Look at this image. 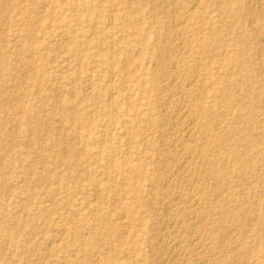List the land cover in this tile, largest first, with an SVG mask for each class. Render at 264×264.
Wrapping results in <instances>:
<instances>
[{"label": "rangeland", "instance_id": "374dc122", "mask_svg": "<svg viewBox=\"0 0 264 264\" xmlns=\"http://www.w3.org/2000/svg\"><path fill=\"white\" fill-rule=\"evenodd\" d=\"M171 1L0 0V264H157L158 241L175 245L164 264H264V1L173 0L181 21ZM244 30L249 42L242 47ZM190 104L206 118L218 116L210 130L203 119L189 124ZM245 132L252 141L242 139ZM204 145L214 163L204 160ZM54 235L60 240L51 243Z\"/></svg>", "mask_w": 264, "mask_h": 264}, {"label": "bare ground", "instance_id": "6f19581e", "mask_svg": "<svg viewBox=\"0 0 264 264\" xmlns=\"http://www.w3.org/2000/svg\"><path fill=\"white\" fill-rule=\"evenodd\" d=\"M8 1H9V0H8ZM67 1H68V0H67ZM83 1H84V0H83ZM86 1H87V0H86ZM167 1H169V0H167ZM192 1H193V0H192ZM198 1H199V0H198ZM223 1H224V0H223ZM247 1H248V0H247ZM255 1H256V0H255ZM258 1H259V0H258ZM263 1H264V0H263ZM35 2H36V1H35ZM61 2H62V1H61ZM108 2H109V1H108ZM161 2H162V1H161ZM176 2H177V1H176ZM178 2H179V0H178ZM178 2H177V3H178ZM180 2L182 3V1H180ZM180 2H179V3H180ZM183 2H186V1L183 0ZM259 2H260V1H259ZM259 2H257V3H259ZM0 3H1V2H0ZM11 3H12V2H11ZM65 3H66V2H65ZM73 3H75V1H74ZM83 3H85V2H83ZM109 3H110V2H109ZM167 3H168V2H166V4H167ZM169 3H170V7L172 8V10H171L172 14H176L177 19H179V20L181 21V19H182V14H181L179 11H177V10L174 11V10H175V8H174V4H175L174 1L172 0V1L169 2ZM190 3H191V1H190ZM192 3H193V2H192ZM228 3H229V2H228ZM241 3H242V2H241ZM247 3H248V2H247ZM249 3H250V1H249ZM36 4H37V3H36ZM69 4H70V3H69ZM90 4H91V3H90ZM151 4H152V3H151ZM193 4H194V3H193ZM253 4H254V3H253ZM65 5H66V4H65ZM73 5H74V4H73ZM110 5H111V4H110ZM135 5H136V4H135ZM156 5H157V4H156ZM167 5H168V4H167ZM196 5H197V4H196ZM234 5H235V4H234ZM255 5H256V4H255ZM262 5H263V3H262ZM0 6H3V5L0 4ZM62 6H63V5H62ZM74 6H75V5H74ZM82 6H83V5H82ZM129 6H130V4H129ZM137 6H138V5H137ZM160 6H161V4H160ZM168 6H169V5H168ZM176 6H177V5H176ZM180 6H181V5H180ZM183 6H184V5H182V7H183ZM246 6H247V5H246ZM248 6H249V5H248ZM257 6H259V5L257 4ZM5 7H7V6H5ZM110 7H111V6H110ZM139 7H140V6H139ZM162 7H163V6H162ZM182 7H181V8H182ZM189 7H190V6H189ZM194 7H195V6H193V8H194ZM251 7H252V4H251ZM255 7H256V6H255ZM259 7H260V6H259ZM8 8H9V7H8ZM171 8H169V9H171ZM176 8H177V7H176ZM181 8H180V9H181ZM193 8H192V9H193ZM260 8H262V10H263L264 5H263V7L261 6ZM0 9H1V8H0ZM48 9H49V8H48ZM85 9H86V8H85ZM98 9H99V7H98ZM131 9H132V8H131ZM177 9H178V8H177ZM185 9H186V8H185ZM203 9H204V8H203ZM243 9H244L243 4L240 5V6L238 7L237 14H239V16H240V14H241L240 12H242ZM250 9H251V8H250ZM252 9H253V8H252ZM255 9H256V8H254V10H255ZM2 10H5V8H4V9L2 8ZM2 10H1V11H2ZM10 10H11V9H10ZM45 10H46V9H45ZM80 10H81V9H80ZM96 10H97V7H96ZM110 10H111V9H109V11H110ZM136 10H137V9H136ZM160 10H161V9H160ZM256 10H257V9H256ZM256 10H255V12H257L259 9H258L257 11H256ZM55 11H56V10H55ZM74 11H75V10H74ZM97 11H98V10H97ZM158 11H159V10H158ZM186 11H187V10H186ZM188 11H189V10H188ZM247 11H248V8H247ZM251 11H252V10H251ZM260 11H261V10H260ZM42 12H43V9H42ZM44 12H45V11H44ZM83 12H84V11H83ZM178 12H179V13H178ZM255 12H251V13H255ZM75 13H76V11H75ZM162 13H163V12H162ZM184 13L187 14L186 12H184ZM228 13H229V12H228ZM230 13H231V11H230ZM257 13H258V12H257ZM263 13H264V12H263ZM263 13H260V14L263 16ZM6 14H7V13H6ZM60 14H61V13H60ZM110 14H111V13H110ZM188 14H189V13H188ZM258 14H259V13H258ZM111 15H112V14H111ZM134 15H135V14H134ZM254 15H255V14H254ZM64 16H66V15H64ZM71 16H72V15H70V17H71ZM73 16H74V15H73ZM189 16H191V13H190ZM230 16H231V15H230ZM255 16H256V15H255ZM257 16H258V15H257ZM66 17H67V16H66ZM77 17H78V15H77ZM132 17H133V16H132ZM174 17H175V16H174ZM259 17H260V16H259ZM71 18H72V17H71ZM89 18H90V17H89ZM184 18H185V17H184ZM187 18H188V17H187ZM187 18H186V19H187ZM189 18H190V17H189ZM234 18H235V17H234ZM243 18H244V17H243ZM253 18H254V17H253ZM253 18H252V19H253ZM256 18H257V17H256ZM262 18H263V17H262ZM262 18H261V20H263ZM74 19H76V18H74ZM151 19H152V18H151ZM237 19H238V18H237ZM252 19H250V20L255 22V19H253V20H252ZM53 20H54V19H53ZM110 20H111V19H110ZM179 20H178V21H179ZM184 20H185V19H184ZM195 20H196V19H195ZM112 21H113V19H112ZM112 21H110V22H112ZM121 21H122V19H121ZM132 21H133V20H132ZM171 21H173V20H171ZM174 21H175V20H174ZM176 21H177V20H176ZM251 21H250V23H251ZM31 22H32V20H31ZM184 22H185V21H184ZM241 22H242V21H241ZM254 22H252V23H254ZM262 22H263V21H262ZM182 23H183V22H182ZM186 23H187V22H186ZM188 23H189V22H188ZM255 23H256V22H255ZM107 24H108V23H107ZM109 24H110V23H109ZM120 24H121V23H120ZM138 24H139V23H138ZM180 24H181V22H180ZM183 24L185 25V23H183ZM241 24H242V23H241ZM42 25H43V24H42ZM181 25H182V24H181ZM228 25H229V24H228ZM146 26H147V25H146ZM172 26L174 27V25H172ZM178 26H180V25H178ZM187 26H188V25H187ZM248 26H249V25H248ZM74 27H75V26H74ZM190 27H192V26H190ZM230 27H231V26H230ZM188 28H189V27H188ZM224 28H225V27H224ZM242 28H243V27H242ZM260 28H261V27H260ZM143 29H144V28H143ZM171 29H172V28H171ZM183 29H185V28H183ZM191 29H192V28H191ZM251 29H252V28H251ZM86 30H87V29H86ZM100 30H101V29H100ZM174 30H175V29H174ZM96 31H97V30H96ZM107 31H108V30H107ZM172 31H173V29H172ZM251 31H252V30H251ZM254 31H255V30H254ZM256 31H258V30H256ZM263 31H264V30H263ZM92 32H93V31H92ZM108 32L110 33V31H108ZM143 32H144V31H143ZM174 32H175V31H174ZM174 32H173V33H174ZM184 32H186V31L184 30ZM189 32H190V31H189ZM260 32H261V31H260ZM35 33H36V32H35ZM103 33H104V32H103ZM111 33H112V32H111ZM141 33H142V32H141ZM166 33H167V32H166ZM173 33H172V34H173ZM180 33H181V31H180ZM182 33H183V32H182ZM217 33H218V32H217ZM29 34H30V33H29ZM50 34H51V33H50ZM55 34H56V33H55ZM175 34H176V32H175ZM220 34H221V33H220ZM258 34H259V33H258ZM92 35H93V34H92ZM96 35H97V34H96ZM162 35H163V34H162ZM177 35H178V34H177ZM181 35H182V34H181ZM62 36H63V35H62ZM65 36H66V35H65ZM81 36H82V35H81ZM100 36H102V35H100ZM110 36H111V35H110ZM124 36H125V35H124ZM165 36H166V35H165ZM179 36H180V35H179ZM182 36H183V35H182ZM182 36H180V37H182ZM187 36H188V35H187ZM251 36H252V35H251ZM63 37H64V36H63ZM97 37H98V36H97ZM175 37H176V36H175ZM184 37H185V36H184ZM260 37H262V35H261ZM263 37H264V36H263ZM65 38H66V37H65ZM110 38H111V37H110ZM167 38H168V37H167ZM215 38H216V40H217L218 42L221 40V38H220V37L218 38V36H216ZM239 38H240V43H241L242 47H245V46L247 45V43L249 42V35H248L247 30L242 31V33L240 34V37H239ZM77 39H78V38H77ZM100 39H102V38H100ZM111 39H112V38H111ZM162 39H163V38H162ZM169 39H170V38H169ZM169 39H168V40H169ZM176 39H177V37H176ZM179 39H180V38H179ZM186 39H187V38H186ZM228 39H229V38H228ZM80 40H81V38H80ZM168 40L165 39V41H168ZM171 40H173V39H172V36H171ZM181 40H182V39H181ZM254 40H255V39H254ZM122 41H123V40H122ZM127 41H128V40H127ZM165 41H163V42L165 43ZM169 41H170V40H169ZM177 41H178V39H177ZM184 41H185V38H184ZM225 41H226V39H225ZM74 42H77V41L74 40ZM106 42H107V41H106ZM175 42H176V40H175ZM181 42H182V41H181ZM181 42H180V44H181ZM260 42H261V41H260ZM77 43H78V42H77ZM131 43H132V42H131ZM182 43H184V42H182ZM230 43H231V42H230ZM80 44H81V43H80ZM132 44H133V43H132ZM171 44H172V43H171ZM223 44H224V43H223ZM233 44H234V43H233ZM41 45H42V44H41ZM69 45H71V44H69ZM73 45H74V44H73ZM83 45H84V44H83ZM173 45H174V42H173ZM185 45H186V44H185ZM127 46H129V45H127ZM133 46H134V44H133ZM167 46H168V45H167ZM110 47H111V45H110ZM180 47H181V46H180ZM180 47H179V49H180ZM76 48H77V47H76ZM123 48H124V47H123ZM252 48H253V47H252ZM261 48H262V47H261ZM261 48H260V49H261ZM71 49H73V48H71ZM171 49H172V48H171ZM173 49H174V48H173ZM181 49H182V48H181ZM183 49H184V47H183ZM183 49H182V50H183ZM78 50H79V49H78ZM123 50H124V49H123ZM187 50H188V47H187ZM75 51H76V50H75ZM84 51H85V50H84ZM183 51H184V50H183ZM189 51H190V50H189ZM253 52H254V51H253ZM255 52H256V51H255ZM259 52H260V51H259ZM22 53H23V52H22ZM84 53H85V52H84ZM97 53H98V52H97ZM107 53H108V52H107ZM154 53H155V52H154ZM241 53H242V51H240V54H241ZM246 53H247V52H246ZM74 54H75V53H74ZM102 54H103V53H102ZM157 54H158V53H157ZM201 54H202V53H201ZM258 54H259V53H258ZM2 55H3V54H2ZM20 55H22V54H20ZM137 55H138V54H137ZM172 55H173V54H172ZM181 55H182V54H181ZM187 55H188V54H187ZM252 55H253V54H252ZM7 56H8V55H7ZM157 56H158V55H157ZM169 56H171V55H169ZM178 56H179V55H178ZM123 57H124V56H123ZM159 57H160V56H159ZM171 57H172V56H171ZM185 57H186V56H185ZM198 57H199V56H198ZM258 57H259V56H258ZM261 57H262V56H261ZM261 57H260V58H261ZM74 58H75V57H74ZM154 58H155V57H154ZM156 58H157V57H156ZM172 58H173V57H172ZM256 58H257V57H256ZM18 59H19V58H18ZM95 59H96V58H95ZM105 59H106V58H105ZM110 59H111V57H110ZM180 59H181V57H180ZM244 59H245V58H244ZM20 60H21V59H20ZM25 60H26V59H25ZM157 60H158V59H157ZM256 60H257V59H256ZM104 61H105V60H104ZM113 61H114V60H113ZM188 61H189V60H188ZM197 61H198V59H197ZM200 61H201V60H200ZM25 62H26V61H25ZM29 62H30V61H29ZM89 62H90V61H89ZM153 62H154V61H153ZM174 62H175V61H174ZM180 62H181V61H180ZM186 62H187V61H186ZM27 63H28V62H27ZM82 63H83V62H82ZM177 63H179V61H178ZM247 63H248V62H247ZM6 64H7V63H6ZM120 64H121V63H120ZM127 64H128V63H127ZM166 64H168V63H166ZM260 64H261V63H260ZM154 65H155V64H154ZM170 65H171V64H170ZM170 65H169V66H170ZM172 65H173V64H172ZM176 65H177V64H176ZM178 65H179V64H178ZM200 65H201V64H200ZM245 65H246V64H245ZM3 66H4V65H3ZM173 66H174V65H173ZM198 66H199V65H198ZM103 67H104V66H103ZM116 67H117V66H116ZM137 67H138V66H137ZM174 67H175V66H174ZM154 68H155V67H154ZM166 68H167V66H166ZM199 68H200V67H199ZM232 68H233V67H232ZM263 68H264V67H263ZM194 69H195V68H194ZM234 69H235V68H234ZM110 70H111V69H110ZM179 70H180V68H179ZM179 70H177V71H179ZM184 70H185V69H184ZM184 70H183V71H184ZM183 71H182V73H183ZM197 71H198V70H197ZM164 72H165V71H164ZM172 72H173V71H172ZM172 72H171V73H172ZM195 72H196V71H195ZM12 73H13V72H12ZM30 73H31V72H30ZM185 73H186V72H185ZM19 74H20V73H19ZM19 74H18V75H19ZM27 74H28V73H27ZM67 74H68V73H67ZM110 74H111V73H110ZM176 74H177V73H176ZM180 74H181V73H180ZM197 74H198V72H197ZM197 74H196V75H197ZM227 74H228V73H227ZM246 74H247V73H246ZM25 75H26V72H25ZM48 75H49V74H48ZM196 75L194 74L193 76H196ZM39 76H40V75H39ZM66 76H67V75H66ZM146 76H147V75H146ZM186 76H187V75H186ZM190 76H191V75H190ZM193 76H192V78H193ZM203 76H204V75H203ZM229 76H230V74H229ZM43 77H44V76H43ZM68 77H69V76H68ZM70 77H72V76H70ZM135 77H136V76H135ZM165 77H167V76H165ZM171 77H172V76H171ZM225 77H226V76H225ZM236 77H237V76H236ZM73 78H74V77H73ZM189 78H190V77H189ZM192 78H191V79H192ZM110 79H111V78H110ZM167 79H168V78H167ZM167 79H166V80H167ZM201 79H202V78H201ZM239 79H240V78H239ZM26 80H27V79H26ZM69 80H70V79H69ZM171 80H172V79H171ZM171 80H170V82H171ZM189 80H190V79H189ZM226 80H227V79H226ZM70 81H71V80H70ZM89 81H90V80H89ZM193 81H195V80H192V82H193ZM60 82H61V81H60ZM123 82H124V81H123ZM239 82H240V81H239ZM46 83H47V82H46ZM57 83H59V82H57ZM72 83H73V82H72ZM88 83H89V82H88ZM173 83H174V82H173ZM173 83L171 84L172 86H173ZM183 83H184V82H183ZM186 83H187V82H186ZM189 83H190V85H191V82H189ZM198 83H199V82H198ZM250 83H251V82H250ZM90 84H91V83H90ZM92 84H93V83H92ZM174 84H175V83H174ZM184 84H185V83H184ZM194 84H195V83H194ZM166 85H168V83H167ZM177 85H178V84H177ZM177 85H176V86H177ZM190 85H189V86H190ZM192 85H193V84H192ZM192 85H191L190 89L192 88ZM218 85H219V84H218ZM230 85H231V83H230ZM239 85H240V84H239ZM60 86H61V85H60ZM85 86H86V85H85ZM88 86H89V85H88ZM124 86H125V85H124ZM163 86H164V85H163ZM169 86H170V85H169ZM179 86H180V85H179ZM179 86H177V87H179ZM182 86H183V85H182ZM198 86H199V85H198ZM201 86H202V84H201ZM46 87H47V86H46ZM89 87H90V86H89ZM112 87H113V86H112ZM112 87H111V88H112ZM115 87H116V86H115ZM166 87H167V86H166ZM173 87H174V86H173ZM173 87H172V88H173ZM177 87H176V89H177ZM185 87H188V85L185 86ZM202 87H203V86H202ZM207 87H209V86H207ZM127 88H128V87H127ZM181 88H182V87H181ZM225 88H226V85H225ZM230 88H231V87H230ZM249 88H250V87H249ZM249 88H248V90H249ZM253 88H254V87H253ZM118 89H119V88H118ZM161 89H162V88H161ZM165 89H166V88H165ZM169 89H170V87H169ZM185 89H187V88H184V91H186ZM193 89H194V87H193ZM198 89H199V88H197V85H196V89H195V91H198ZM55 90H56V89H55ZM70 90H72V89H70ZM167 90H168V89H167ZM207 90H208V89H207ZM238 90H239V89H238ZM251 90H252V89H251ZM50 91H51V90H50ZM112 91H113V90H112ZM131 91H132V90H131ZM170 91H171V90H170ZM170 91H169V92H170ZM178 91H179V90H178ZM184 91H182V92H184ZM199 91H200V89H199ZM199 91H198V92H199ZM110 92H111V91H110ZM123 92H124V91H123ZM190 92H191V90H190ZM192 92H193V91H192ZM192 92H191V93H192ZM228 92H229V90H228ZM233 92H234V91H233ZM251 92H252V91H251ZM71 93H72V92H71ZM108 93H109V92H108ZM112 93H113V92H112ZM171 93H172V92H171ZM171 93H170V94H171ZM179 93H180V92H179ZM184 93H185V92H184ZM184 93H183V94H184ZM186 93H188V92H186ZM201 93H202V88H201ZM201 93H200V94H201ZM225 93H226V92H225ZM93 94H94V92H93ZM113 94H114V93H113ZM118 94H119V92H118ZM173 94H174V93H173ZM183 94H182V95H183ZM235 94H236V93H235ZM239 94H240V93H239ZM256 94H257V93H256ZM20 95H22V94H20ZM54 95H57V94H54ZM73 95H74V94H73ZM96 95H97V94H96ZM119 95H120V94H119ZM197 95H198V94H197ZM201 95H202V94H201ZM209 95H210V94H209ZM241 95H242V94H241ZM120 96H121V95H120ZM173 96H174V95H173ZM187 96H188V94H187ZM193 96H194V94H193ZM202 96H203V95H202ZM238 96H239V95H238ZM68 97H69V95H68ZM72 97H73V96H72ZM128 97H129V96H128ZM191 97H192V96H191ZM199 97H200V96H199ZM204 97H205V96H204ZM239 97H240V96H239ZM241 97H242V96H241ZM243 97H244V96H243ZM50 98H51V97H50ZM53 98H54V97H53ZM73 98H74V97H73ZM179 98H180V97H179ZM184 98H186V97H184ZM192 98H193V97H192ZM192 98H191V99H192ZM201 98H202V97H201ZM56 99H57V97H56ZM109 99H110V97H109ZM170 99H171V98H170ZM182 99H183V98H182ZM187 99H188V97H187ZM189 99H190V95H189ZM194 99H195V98H194ZM246 99H247V98H246ZM249 99H250V98H249ZM49 100H50V99H49ZM163 100H164V99H163ZM166 100H167V99H166ZM192 100H193V99H192ZM201 100H202V99H201ZM220 100H221V99H220ZM253 100H254V99H253ZM258 100H259V99H258ZM56 101H57V100H56ZM74 101H75V100H74ZM167 101H168V100H167ZM182 101H183V100H182ZM187 101H188V100H187ZM196 101L198 102V97H197V100H196ZM196 101H195V102H196ZM199 101H200V98H199ZM23 102H24V101H23ZM85 102H87V101H85ZM108 102H109V101H108ZM111 102H112V101H111ZM163 102H165V101H163ZM185 102H186V101H185ZM189 102H190V101H189ZM87 103H88V102H87ZM169 103H170V102H169ZM169 103H168V104H169ZM191 103H192V102H191ZM199 103H200V102H199ZM213 103H214V102H213ZM233 103H234V102H233ZM43 104H44V103H43ZM123 104H124V103H123ZM164 104H165V103H164ZM172 104H173V103H172ZM176 104H177V103H176ZM182 104H183V103H182ZM193 104H194V102H193ZM193 104H192V105L190 104V106L193 107L192 112H193V115H194V116H193V118H192L191 120H189V124H190V125H191V124L195 125V123H196V124L199 123V122L197 121L198 118H199V120H200V119H201V120L203 119V120H204V126H203V127L205 128L206 131H207V130H210L211 127H213L214 123H216V120H217V117H218V116H215L214 118H211V117L209 116V118H211V119L206 118V117L204 116V115H205V114H204V111H203L204 108L202 109V107L199 106V104L197 105V107H194L195 105L193 106ZM195 104H196V103H195ZM99 105H100V104H99ZM158 105H159V104H158ZM201 105H202V104H201ZM244 105H245V104H244ZM247 105H248V104H247ZM253 105H254V104H253ZM112 106H113V105H112ZM112 106H111V107H112ZM173 106H174V105H173ZM182 106H183V105H182ZM219 106H220V105H219ZM54 107H55V106H54ZM126 107H127V106H126ZM161 107H162V106H161ZM167 107H168V105H167ZM188 107H189V106H188ZM215 107H216V106H215ZM258 107H259V106H258ZM260 107H261V106H260ZM49 108H50V107H49ZM49 108H48V109H49ZM168 108H169V107H168ZM228 108H229V106H228ZM165 109H166V108H165ZM165 109H164L163 111H165ZM175 109H176V108H175ZM177 109H178V108H177ZM210 109H211V108H210ZM256 109H257V108H256ZM84 110H85V109H84ZM178 110H179V109H178ZM178 110H177V111H178ZM180 110H181V109H180ZM186 110H187V109H186ZM190 110H191V109H190ZM221 110H222V109H221ZM257 110H258V109H257ZM86 111H87V110H86ZM88 111H89V110H88ZM253 111H254V110H253ZM262 111H263V110H262ZM44 112H45V111H44ZM84 112H85V111H84ZM111 112H112V111H111ZM155 112H156V111H155ZM211 112H212V111H211ZM255 112H256V111H255ZM121 113H122V112H121ZM152 113H153V112H152ZM177 113H178V112H177ZM181 113H182V112H181ZM189 113H190V112H189ZM226 113H227V112H226ZM242 113H243V112H242ZM248 113H250V112H248ZM248 113H247V114H248ZM253 113H254V112H253ZM253 113H252V114H253ZM72 114H73V113H72ZM112 114H113V113H112ZM221 114H222V112H221ZM230 114H232V113H230ZM259 114H260V113H259ZM47 115H48V114H47ZM133 115H134V113H133ZM139 115H140V114H139ZM165 115H166V114H165ZM172 115H173V114H172ZM174 115H176V114H174ZM174 115H173L172 118L175 117ZM178 115H179V114H178ZM190 115H191V114H190ZM75 116H76V115H75ZM111 116H112V115H111ZM143 116H144V115H143ZM167 116H168V115H167ZM167 116H164V117H167ZM176 116H177V115H176ZM229 116H230V115H229ZM125 117H126V116H125ZM155 117H156V116H155ZM162 117H163V116H162ZM169 117H170V115H169ZM40 118H42V117H40ZM49 118H50V117H49ZM68 118H69V117H68ZM74 118H75V117H74ZM127 118H128V117H127ZM225 118H226V116H225ZM254 118H255V117H254ZM37 119H38V118H37ZM164 119H165V118H164ZM168 119H169V118H168ZM186 119H188V117H187ZM97 120H98V119H97ZM111 120H112V119H111ZM154 120H155V119H154ZM169 120H170V119H169ZM174 120H175V119H174ZM149 121H150V120H149ZM183 121H184V120H183ZM196 121H197V122H196ZM221 121H222V120H221ZM236 121H237V120H236ZM248 121H249V120H248ZM253 121H254V120H253ZM256 121H257V120H256ZM160 122H161V121H160ZM172 122H173V121H172ZM187 122H188V121H187ZM260 122H261V121H260ZM96 123H97V122H96ZM167 123H168V121H167ZM256 123H257V122H256ZM263 123H264V122H263ZM33 124H34V123H33ZM59 124H60V123H59ZM168 124H170V123H168ZM171 124H172V123H171ZM175 124H176V122H175ZM187 124H188V123H187ZM53 125H54V124H53ZM91 125H92V124H91ZM163 125H166V124H162V126H163ZM217 125H218V124H217ZM236 125H237V124H236ZM260 125H261V123H260ZM13 126H14V125H13ZM167 126H168V125H167ZM167 126H166V127H167ZM196 126H197V125H196ZM196 126H194V127L196 128ZM226 126H227V125H226ZM232 126H233V125H232ZM244 126H245V124H244ZM46 127H47V126H46ZM67 127H68V126H67ZM110 127H111V126H110ZM174 127H175V126H174ZM190 127H191V126H190ZM197 127H198V126H197ZM200 127H201V126H200ZM203 127H201V128H203ZM216 127H217V126H216ZM44 128H45V127H44ZM93 128H94V127H93ZM168 128H169V127H168ZM171 128H172V127H171ZM185 128H186V126H185ZM201 128H200V130H201ZM222 128H223V127H222ZM249 128H251V127H249ZM249 128H248V129H249ZM177 129H178V128H177ZM188 129H189V128H188ZM175 130H176V129H175ZM178 130H179V129H178ZM190 130H191V129H190ZM190 130H189V131H190ZM195 130H197V129H195ZM233 130H234V129H233ZM246 130H247V129H246ZM260 130L262 131V128H261ZM16 131H17V130H16ZM60 131H61V130H60ZM86 131H87V129H86ZM176 131H177V130H176ZM226 131H227V130H226ZM234 131H235V130H234ZM244 131H245V130H244ZM64 132H65V131H64ZM64 132H63V133H64ZM79 132H80V131H79ZM166 132H168V131H166ZM169 132H170V131H169ZM192 132H193V131H192ZM197 132H199V130H198ZM218 132H219V131H218ZM57 133H58V132H57ZM73 133H74V131H73ZM162 133H163V132H162ZM173 133H174V132H173ZM184 133H185V132H184ZM188 133H189V132H188ZM254 133H256V132L254 131ZM13 134H14V133H13ZM39 134L41 135V133H39ZM66 134H67V133H66ZM175 134H177V133H175ZM191 134H192V133H191ZM197 134H199V133H197ZM200 134H201V133H200ZM206 134H208V133L206 132ZM104 135H105V134H104ZM165 135H166V134H165ZM187 135H188V134H187ZM201 135H202V134H201ZM8 136H9V135H8ZM143 136H144V135H143ZM166 136H167V135H166ZM171 136H172V134H171ZM189 136H190V135H189ZM189 136H188V137H189ZM193 136H194V135H193ZM199 136H200V135H199ZM209 136H210V135H209ZM3 137H4V136H3ZM6 137H7V136H6ZM45 137H46V136H45ZM73 137H74V136H73ZM110 137H111V136H110ZM136 137H137V136H136ZM172 137H173V136H172ZM178 137H179V136H178ZM181 137H182V136H181ZM191 137H192V136H191ZM194 137H195V136H194ZM204 137H205V136H204ZM217 137H218V139L223 140V135H220V134H219L218 136H216V138H217ZM261 137H262V136H261ZM7 138H8V137H7ZM78 138H79V137H77L76 139L78 140ZM80 138H81V137H80ZM163 138H164V137H163ZM174 138H175V137H174ZM174 138H173V140H174ZM184 138H185V137H184ZM202 138H203V137H202ZM202 138H201V141H202ZM253 138H254V137H253ZM258 138H259V137H258ZM145 139H146V136H145ZM190 139H191V138H190ZM196 139H197V138H196ZM203 139H204V138H203ZM214 139H215V138H214ZM214 139H213V140H214ZM233 139H234V138H233ZM242 139H243V140H246V141L251 140V135H250V133H249V132H245V133L242 135ZM114 140H115V139H114ZM117 140H118V139H117ZM167 140H168V139H167ZM176 140H177V139H176ZM178 140H179V138H178ZM178 140H177V141H178ZM186 140H187V137H186ZM194 140H195V139H193V141H192V139H191V141L188 140L189 142H191V146H192V142H195V143L197 144V142L194 141ZM199 140H200V139H199ZM220 140H219V141H220ZM41 141H42V140H41ZM67 141H68V140H67ZM110 141H111V140H110ZM150 141H151V140H150ZM164 141H165V139L163 140V142H164ZM169 141H170V140H169ZM174 141H175V140H174ZM179 141H180V140H179ZM182 141H183V140H182ZM204 141H206V140H204ZM228 141H230V140H228ZM251 141H252V140H251ZM261 141H262V140H261ZM96 142H97V140H96ZM166 142H167V141H166ZM183 142H184V141H183ZM186 142H187V141H185V143H186ZM211 142H212V140H211ZM226 142H227V141H226ZM236 142H237V141H236ZM254 142H255V141H254ZM69 143H70V142H69ZM172 143H173V141H172ZM195 143H193V144H195ZM221 143H222V142H221ZM246 143H247V142H246ZM55 144H56V143H55ZM110 144H111V143H110ZM162 144H163V143H162ZM164 144H165V143H164ZM173 144H174V143H173ZM182 144H184V143H182ZM187 144L189 145V143H187ZM212 144H213V142H212ZM44 145H45V144H44ZM69 145H70V144H69ZM93 145H94V144H93ZM176 145H179V144H175V146H176ZM197 145H198V144H197ZM225 145H226V144H225ZM95 146H96V145H95ZM171 146H173V145H171ZM181 146H182V145H181ZM184 146H185V145H184ZM38 147H39V146H38ZM167 147H168V146H167ZM179 147H180V146H179ZM182 147H183V146H182ZM212 147H214V146H212ZM216 147H217V146H216ZM222 147H223V146H222ZM228 147H229V146H228ZM235 147H236V146H235ZM241 147H243V146H240V148H241ZM33 148H34V147H33ZM70 148H71V147H70ZM164 148H166V147H164ZM168 148H169V147H168ZM177 148H178V146H177ZM189 148H190V146H189ZM192 148H193V147H192ZM237 148H238V147H237ZM8 149H9V148H8ZM110 149H111V148H110ZM151 149H152V148H151ZM169 149H170V148H169ZM169 149H167V150H169ZM171 149H172V148H171ZM179 149H180V148H179ZM232 149H233V148H232ZM251 149H252V148H251ZM5 150H6V149H5ZM41 150H42V149H41ZM108 150H109V149H108ZM164 150H165V149H164ZM181 150H182V148H181ZM184 150H186V149L184 148ZM184 150H183V152L185 153L186 151H184ZM191 150H192V149H191ZM193 150H194V149H193ZM199 150H200V148H199ZM0 151H1V150H0ZM75 151H76V150H75ZM80 151H81V150H80ZM169 151H171V150H169ZM174 151H175V150H174ZM174 151H172V152L174 153ZM176 151H177V150H176ZM209 151H210V150H209ZM209 151H208V146H207V145H204V148H203V158H204V160H205V159L207 160L206 162H208V164L212 161V156H213L212 154H210ZM213 151H214V150H213ZM250 151H251V150H250ZM37 152H38V151H37ZM140 152H141V151H140ZM166 152H167V151H166ZM181 152H182V151H181ZM187 152H188V151H187ZM187 152H186V153H187ZM200 152H201V151H200ZM214 152H215V151H214ZM40 153H41V152H40ZM164 153H165V152H164ZM231 153H232V155L234 156V158H236V160H243V158H244L243 155L241 156V155L237 154L234 150H232ZM249 153H250V152H249ZM109 154H110V153H109ZM181 154H182V153H181ZM199 154H201V153H199ZM213 154H214V153H213ZM221 154H222V153H221ZM255 154H256V153H255ZM259 154H260V153H259ZM259 154H258V155H259ZM34 155H35V154H34ZM37 155H38V154H37ZM166 155H167V153H166ZM172 155H173V154H172ZM175 155H176V154L174 153V156H173V157H175ZM179 155H180V154H179ZM182 155H183V154H182ZM189 155H190V152H189ZM191 155H192V154H191ZM191 155H190V156H191ZM196 155H197V154H196ZM211 155H212V156H211ZM23 156H24V155H23ZM30 156H32V155H30ZM54 156H55V155H54ZM129 156H130V155H129ZM184 156H186V155H184ZM184 156H182V157H184ZM187 156H188V155H187ZM220 156H221V155H220ZM233 156H232V157H233ZM21 157H22V156H21ZM38 157H39V156H38ZM41 157H43V156H41ZM110 157H111V156H110ZM165 157H166V156H165ZM180 157H181V155H180ZM197 157L200 158L199 155H198ZM29 158H30V157H29ZM77 158H78V157H77ZM125 158H126V157H125ZM170 158H171V157H170ZM177 158H179L178 154H177ZM203 158H202V159H203ZM224 158H225V156H224ZM31 159H32V158H31ZM31 159H30V160H31ZM38 159H39V158H38ZM175 159H176V157H175ZM175 159H173L172 161L169 159V162L171 161V164H172V162L175 161ZM48 160H49V158H48ZM166 160H167V159H166ZM184 160H185V158H184ZM213 160H214V159H213ZM216 160H217V159H216ZM227 160H228V159H227ZM257 160H258V158H257ZM260 160H261V158H260ZM17 161H18V160H17ZM55 161H56V160H55ZM177 161L179 162L180 160H177ZM2 162H3V161H2ZM27 162H28V161H27ZM165 162H166V161H165ZM165 162H164V164H165ZM175 162H176V161H175ZM175 162H174V163H175ZM182 162H183V160H182ZM186 162H187V161H186ZM186 162H185L184 165H187ZM198 162H199V160H198ZM201 162H202V160H201ZM212 162H213V161H212ZM253 162H254V161H253ZM78 163H80V162H78ZM213 163H214V162H213ZM213 163H212V164H213ZM90 164H91V162H90ZM162 164H163V163H162ZM164 164H163V165H164ZM166 164H167V163H166ZM166 164H165V166H166ZM175 164H176V163H175ZM177 164H178V163H177ZM177 164H176V165H177ZM179 164H180V163H179ZM182 164H183V163H182ZM192 164H193V160H192ZM198 164H199V163H198ZM206 164H207V163H206ZM216 164H217V163H216ZM224 164H225V163H224ZM239 164H240V163H239ZM239 164H238V165H239ZM249 164H250V163H249ZM252 164H253V163H252ZM25 165H26V164H25ZM194 165H195V162H194ZM202 165H203V164H202ZM202 165H201V166H202ZM221 165H222V164H221ZM174 166H175V165L172 164V166H169V168H170V167L174 168ZM179 166H180V165H179ZM182 166H183V165H182ZM182 166H181V168H182ZM188 166H189V164H188ZM50 167H51V166H50ZM142 167H143V166H142ZM176 167H177V166H176ZM185 167H186V166H185ZM196 167H197V166H196ZM203 167H204V165H203ZM208 167H209V165H208ZM210 167H211V166H210ZM233 167H234V166H233ZM166 168H167V166H166ZM172 168H171V169H172ZM190 168H191V167H190ZM194 168H195V166H194L192 169H194ZM205 168H206V167H205ZM205 168H204V169H205ZM214 168H215V167H214ZM253 168H255V167H253ZM111 169H112V166H111ZM171 169H170V170H171ZM177 169H178V167H177ZM177 169H176V171L179 170V169H178V170H177ZM229 169H230V168H229ZM241 169H242V168H241ZM256 169H257V168H256ZM25 170H26V169H25ZM28 170H29V169H28ZM142 170H143V169H142ZM165 170H166V169H165ZM180 170H181V169H180ZM182 170H183V168H182ZM184 170H185V169H184ZM205 170H207V169H205ZM257 170H258V169H257ZM50 171H51V170H50ZM174 171H175V170H173V172H174ZM186 171H187V170H186ZM196 171H197V170H196ZM203 171H204V170H203ZM208 171H209V170H208ZM211 171H213V170H211ZM70 172H71V171H70ZM140 172H141V171H140ZM171 172H172V171H171ZM173 172H172V173H173ZM194 172H195V171H194ZM206 172H207V171H206ZM206 172H205V174H206ZM226 172H227V171H226ZM259 172H260V171H259ZM259 172H257V173H259ZM167 173H168V171H167ZM181 173H182V172H181ZM183 173H184V171H183ZM197 173H198V172H197ZM221 173H222L221 170L213 171V175H215V176H216V175H220ZM250 173H251V172H250ZM42 174H44V173H42ZM165 174H166V172H165ZM186 174H187V173H186ZM186 174H185V175H186ZM207 174L209 175V173H207ZM211 174H212V173H211ZM243 174H244V173H243ZM173 175H174V173L172 174V176H173ZM208 175H207V177H208ZM253 175H254V174H253ZM257 175H258V174H257ZM3 176H4V175H3ZM3 176H2V178H3ZM10 176H11V175H10ZM169 176H170V174H169ZM169 176H168V178H169ZM177 176H178V175H176V177H177ZM179 176H180V175H179ZM181 176H183V175H181ZM181 176H180V177H181ZM187 176H189V175H187ZM228 176H229V175H228ZM25 177H26V176H25ZM165 177H166V176H165ZM173 177H174V176H173ZM201 177H202V176H201ZM254 177H255V176H254ZM0 178H1V177H0ZM48 178H49V177H48ZM159 178H160V177H159ZM177 178H179V177H177ZM196 178H197V177H196ZM251 178H252V177H251ZM6 179H8V178H6ZM26 179H27V178H26ZM149 179H150V178H149ZM165 179H166V178H165ZM165 179H164V180H165ZM180 179H181V178H180ZM192 179H193V178H192ZM211 179H212V178H211ZM213 179H214V178H213ZM234 179H235V178H234ZM238 179H239V177H238ZM253 179H254V178H253ZM130 180H131V179H130ZM168 180H169V179H168ZM175 180H176V179H175ZM189 180H191V179H189ZM215 180H216V179H215ZM241 180H242V178H241ZM257 180H258V179H257ZM108 181H109V180H108ZM166 181H167V180H166ZM24 182H25V181H24ZM111 182H112V181H111ZM129 182H130V181H129ZM185 182H186V181H185ZM165 183H166V182H165ZM167 183H168V182H167ZM171 183H172V182H171ZM176 183L178 184V182H176ZM176 183L174 182L175 186H176ZM179 183H180V182H179ZM187 183H188V182H187ZM200 183H201V182H200ZM31 184H32V183H31ZM183 184H184V183H183ZM185 184H186V183H185ZM201 184H203V183H201ZM204 184H205V183H204ZM128 185H129V184H128ZM154 185H155V184H154ZM158 185H159V184H158ZM171 185H172V184H171ZM198 185H200V184H198ZM198 185H197V186H198ZM244 185H245V184H244ZM164 186H167V185L165 184ZM175 186H174V187H175ZM177 186H178V185H177ZM211 186H212V185H211ZM168 187H169V186H168ZM201 187H203V185H202ZM201 187H200V191L202 190ZM165 188H166V187H165ZM176 188H177V187H176ZM178 188H179V187H178ZM110 189H111V188H110ZM156 189H157V188H156ZM170 189H171V188H170ZM179 189H180V188H179ZM195 189H197V188H195ZM249 189H250V188H249ZM255 189H256V188H255ZM95 190H96V189H95ZM98 190H99V189H98ZM160 190H161V189H160ZM165 190H166V189H165ZM176 190H177V189H176ZM229 190H230V189H229ZM251 190H253V189H251ZM262 190H263V189H262ZM262 190H260V191H262ZM222 191H223V190H222ZM247 191H248V190H247ZM253 191H254V190H253ZM97 192H98V191H97ZM110 192H111V191H110ZM176 192H177V191H176ZM183 192H184V191H183ZM188 192H189V191H188ZM202 192H203V191H202ZM202 192H201V193H202ZM255 192H256V191H255ZM255 192H254V193H255ZM162 193H163V192H162ZM167 193H168V191H167ZM169 193H170V192H169ZM169 193H168V194H169ZM174 193H175V192H174ZM207 193H208V192H207ZM220 193H221V192H220ZM97 194H98V193H97ZM160 194H161V192H160ZM168 194H167V195H168ZM179 194H180V193H179ZM183 194H184V193H183ZM262 194H263V192H262ZM185 195H186V194H185ZM200 195L202 196V194H200ZM234 195H235V194H234ZM252 195H253V194H251V196H252ZM169 196H170V195H169ZM169 196H168V197H169ZM181 196H182V195H181ZM183 196H184V195H183ZM201 196H200V197H201ZM248 196H249V195H248ZM257 196H258V195H257ZM257 196H256V197H257ZM166 197H167V196H166ZM176 197H177V196H176ZM184 197H185V196H184ZM187 197H188V196H187ZM246 197H247V196H246ZM172 198H173V197H172ZM172 198H171V199H172ZM174 198H175V197H174ZM174 198H173V199H174ZM179 198H180V196H179ZM181 198H182V197H181ZM192 198H193V197H192ZM229 198H230V197H229ZM257 198H258V197H257ZM159 199H160V197H159ZM187 199H188V198H187ZM190 199H191V198H190ZM204 199H205V198H204ZM207 199H208V198H207ZM249 199H250V197H249ZM254 199H256V198H254ZM157 200H158V199H157ZM160 200H161V199H160ZM174 200L176 201V198H175ZM183 200H184V199H183ZM185 200H186V199H185ZM185 200H184V203H185ZM195 200H196V201H195L194 203L197 204V203H199V201H200L201 199H199V197H198V200H197V199H195ZM202 200H203V199H202ZM202 200H201V201H202ZM218 200H219V199H218ZM232 200H233V199H232ZM250 200H251V199H250ZM257 200H258V199H257ZM259 200H260V199H259ZM158 201H159V200H158ZM158 201H157V202H158ZM169 201H171V200H169ZM180 201H181V200H180ZM187 201H188V200H187ZM226 201H227V200H226ZM248 201H249V200H248ZM252 201H253V198H252ZM255 201H256V200H255ZM161 202H163V201H161ZM165 202H166V201L164 200V202H163V206H164L165 210L168 209V211H169V210H170L169 207L167 208V205H168L169 202L167 201L166 204H165ZM172 202H174V201L172 200ZM204 202H205V201H204ZM244 202H245V201H244ZM256 202H259V201H256ZM170 203H171V202H170ZM180 203H181V202H180ZM184 203H182V204H184ZM189 203H190V201H189ZM189 203H188V204H189ZM194 203H192V204H194ZM226 203H227V202H226ZM253 203H254V202H253ZM158 204H159V203H158ZM171 204H172V203H171ZM203 204H204V203H203ZM257 204H258V203H257ZM57 205H58V204H57ZM77 205H78V204H77ZM176 205H177V204H176ZM189 205H191V204H189ZM209 205H210V204H209ZM227 205H228V204H227ZM233 205H234V204H233ZM153 206H154V205H153ZM155 206H156V205H155ZM160 206H161V204H160ZM160 206H159V207H160ZM179 206L181 207V205H179ZM184 206H186V205H183V207H184ZM207 206H208V205H207ZM255 206H257V205H255ZM260 206H261V205H260ZM177 207H178V206H177ZM188 207H190V206H188ZM188 207H187V208H188ZM229 207H230V206H229ZM224 208H225V207H224ZM226 208H227V207H226ZM251 208H253V207H251ZM256 208H257V207H256ZM43 209H44V208H43ZM160 209H161V208H160ZM185 209H186V208H185ZM191 209H192V208H191ZM206 209H207V208H206ZM208 209H209V207H208ZM220 209H221V208H220ZM228 209H229V208H228ZM228 209L225 210L226 213L229 211ZM120 210H121V209H120ZM155 210H156V209H155ZM182 210H183V209H182ZM189 210H190V209H189ZM78 211H79V210H78ZM175 211H176V210H175ZM175 211H174V212H175ZM187 211H188V210H187ZM195 211H196V210H195ZM232 211H233V210H232ZM242 211H243V210H242ZM254 211H255V210H254ZM259 211H260V210H259ZM109 212H110V210H109ZM109 212H108V213H109ZM156 212H157V211H156ZM229 212L231 213V211H229ZM234 212H235V211H234ZM123 213H124V212H123ZM123 213H122V214H123ZM154 213H155V212H154ZM160 213H161V212H160ZM166 213H167V212H166ZM172 213H173V212H172ZM189 213H190V212H189ZM244 213H245V212H244ZM247 213H248V212H247ZM67 214H68V213H67ZM227 214H228V213H227ZM232 214H233V213H232ZM238 214H239V213H238ZM19 215H20V214H19ZM164 215H165V214H164ZM164 215H163V217H164ZM172 215H173V214H172ZM175 215H176V213H175ZM175 215H174V216H175ZM187 215H188V214H187ZM194 215H195V214H194ZM229 215H231V214H229ZM233 215H234V214H233ZM257 215H258V214H257ZM109 216H110V214H109ZM125 216H126V215H124V217H125ZM165 216H166V215H165ZM168 216H169V215H167V218H169ZM176 216H177V215H176ZM199 216H200V215H199ZM199 216H198V218H199ZM124 217H122V218H124ZM171 217H172V216H171ZM180 217H181V216H180ZM184 217H185V216H184ZM192 217H193V216H192ZM241 217H242V216H241ZM254 217H255V216H254ZM5 218H6V217H5ZM109 218H110V217H109ZM122 218H120V220H121ZM160 218H161V217H160ZM165 218H166V217H165ZM167 218H166V219H167ZM187 218H188V217H187ZM257 218H258V217H257ZM8 219H9V218H8ZM24 219H25V218H24ZM30 219H31V218H30ZM42 219H43V218H42ZM117 219H118V218H117ZM124 219H125V218H124ZM156 219H157V217H156ZM166 219H165V220H166ZM175 219H176V218H175ZM175 219H174V220H175ZM178 219H179V218H178ZM178 219H177V220H178ZM222 219H223V218H222ZM252 219H254V218H252ZM11 220H12V219H11ZM107 220H108V219H107ZM109 220H110V219H109ZM165 220H163V221H165ZM170 220H171V219H170ZM185 220H186V219H185ZM188 220H189V219H188ZM193 220H194V219H193ZM201 220H202V219H201ZM224 220H225V219H224ZM114 221H115V220H114ZM127 221H128V219H127ZM137 221H138V220H137ZM153 221H154V219H153ZM166 221H167V220H166ZM189 221H190V220H189ZM206 221H207V219H206ZM208 221H209V220H208ZM225 221H226V220H225ZM109 222H110V221H109ZM109 222H107V223H109ZM159 222H160V221H159ZM159 222H158V223H159ZM161 222H162V221H161ZM161 222H160V223H161ZM173 222H175V221H173ZM182 222L184 223V220H183ZM200 222H201V221H200ZM23 223H24V222H23ZM146 223H147V222H146ZM154 223H155V222H154ZM156 223H157V222H156ZM160 223H159V224H160ZM165 223H166V222H165ZM218 223H219V221H218ZM224 223H225V222H224ZM250 223H251V221H250ZM252 223H253V222H252ZM255 223H256V222H255ZM109 224H110V223H109ZM159 224H158V225H159ZM166 224H168V221H167ZM177 224H178V223H177ZM177 224H175V225H177ZM179 224H180V223H179ZM181 224H182V223H181ZM185 224H186V223H185ZM202 224H203V223H202ZM154 225H156V224H154ZM164 225H165V224H164ZM168 225H169V224H168ZM168 225H167V226H168ZM198 225H200V224H198ZM227 225H228V224H227ZM230 225H231V224H230ZM17 226H18V225H17ZM37 226H38V225H37ZM39 226H40V225H39ZM39 226H38V227H39ZM173 226H174V224H173ZM188 226H189V225H188ZM202 226H203V225H202ZM224 226H225V225H224ZM245 226H246V225H245ZM62 227H63V226H62ZM62 227L59 226V229L62 228ZM156 227H157V226H156ZM158 227H159V226H158ZM161 227H163V226H161ZM165 227H166V226H165ZM169 227H170V226H169ZM171 227H172V225H171ZM194 227H195V226H193V228H194ZM172 228H173V227H172ZM186 228H187V227H186ZM191 228H192V227H191ZM222 228H223V225L220 224V225H219V229L221 230ZM248 228H249V227H248ZM155 229H157V228H155ZM161 229H162V228H161ZM163 229H164V228H163ZM170 229H171V228H170ZM178 229H179V227H178ZM178 229H176V231H177ZM201 229H202V228H201ZM201 229H199V231H200ZM62 230H64V228H63ZM158 230H159V229H158ZM194 230H195V229H194ZM216 230H217V229H216ZM225 230H227V228H226ZM235 230H236V229H235ZM167 231H168V230H167ZM173 231H174V230H173ZM185 231H186V229H185ZM191 231H192V230H191ZM206 231H207V230H206ZM227 231H228V230H227ZM263 231H264V230H263ZM37 232H38V231H37ZM57 232H58V231H57ZM60 232H61V231H60ZM154 232H156V231L154 230ZM158 232H159V231H158ZM163 232H164V231H163ZM182 232H183V231H182ZM186 232H187V231H186ZM186 232H185V234H187ZM249 232H250V231H249ZM249 232H248V233H249ZM62 233H63V232H62ZM110 233H111V230H110V231H109V230H106V231L104 232V234H105L106 236H109ZM124 233H125V232H124ZM167 233H169V232H167ZM177 233H178V232H177ZM203 233H204V232H203ZM242 233H243V232H242ZM84 234H85V233H84ZM157 234H158V233H157ZM157 234H156V235H157ZM172 234H173V233H172ZM179 234H180V233H179ZM201 234H202V230H201ZM110 235H111V234H110ZM151 235H152V234H151ZM167 235H169V234H167ZM170 235H171V233H170ZM173 235H176V234H173ZM192 235H195V233L192 234ZM198 235H199V234H198ZM258 235H259V234H258ZM54 236H55V235H54ZM59 236L61 237V235H59ZM158 236H159V235H158ZM162 236H163V235H162ZM164 236H165V235H164ZM177 236H178V235H177ZM177 236H176V237L173 236V237L177 239ZM182 236H183V235H182ZM182 236H181V237H182ZM184 236H185V235H184ZM184 236H183V237H184ZM245 236H246V235H245ZM259 236H260V235H259ZM27 237H28V236H27ZM56 237H57V236L50 238V242H51V243H54L55 241L58 242L60 239L57 240ZM173 237H172V238H173ZM185 237H186V236H185ZM190 237H191V236H190ZM193 237H195V236H193ZM193 237L190 238V239H192V240H196L195 238L193 239ZM110 238H111V237H110ZM167 238H168V237H167ZM167 238H166L165 240H167ZM172 238H171V239H172ZM178 238H179V237H178ZM223 238H224V237H223ZM234 238H235V237H234ZM234 238H233V239H234ZM160 239H162V238H161V235H160ZM237 239H238V238H237ZM27 240H28V239H27ZM169 240H170V239H169ZM172 240H173V239H172ZM172 240H171V241H172ZM178 241H179V240H178ZM178 241H177V242H178ZM181 241H182V240H181ZM190 241H191V240H190ZM201 241H202V239H201ZM207 241H208V240H207ZM236 241H237V240H236ZM245 241H246V240H245ZM257 241H258V240H257ZM32 242H33V241H32ZM172 242H174V241H172ZM179 242H180V241H179ZM179 242H178V243H179ZM183 242H184V241H183ZM188 242H189V241H188ZM195 242H198V241H195ZM216 242H217V241H216ZM28 243H29V242H28ZM38 243H39V242H38ZM51 243H50V244H51ZM157 243H158V245H159V247H160V250H161V252H159V256H160V253H161V254H162V258H163V257L165 258V257L167 256L168 258H167V257H166V258L169 259V257H171L172 255H174V252H172V251H173V249H174L173 247H175V245H173V246L171 245V247H170V246L167 244V242H165V241H164V242H163V241H162V242L158 241ZM185 243H187V242H185ZM202 243H203V241H202ZM206 243H207V242H206ZM206 243H205V244H206ZM249 243H250V241H249ZM151 244H152V243H151ZM170 244H171V243H170ZM174 244H175V243H174ZM176 244H177V243H176ZM179 244H181V243H179ZM193 244H194V243H193ZM209 244H210V243H209ZM225 244H226V242H225ZM31 245H32V244H31ZM48 245H49V244H48ZM72 245H74V244H72ZM195 245H196V244H195ZM202 245H203V244H202ZM202 245H201V246H202ZM223 245H224V244H223ZM228 245H229V244H228ZM234 245H235V244H234ZM179 246H180V245H179ZM183 246H185V245H183ZM197 246H198V245H197ZM238 246H239V245H238ZM111 247H112V246H111ZM149 247H150V246H149ZM156 247L158 248L157 245H156ZM204 247H205V246H204ZM50 248H51V247H50ZM50 248H49V249H50ZM177 248H178V247H177ZM177 248H176V249H177ZM186 248H187V247H186ZM186 248H185V249H186ZM197 248H198V247H197ZM201 248H202V247H201ZM235 248H236V247H235ZM235 248H234V249H235ZM237 248H238V247H237ZM34 249H35V247H34ZM63 249H64V248H63ZM92 249H93V247H92ZM111 249H112V248H111ZM183 249H184V248H183ZM198 249H199V248H198ZM204 249H205V248H204ZM210 249H211V248H210ZM234 249H233V250H234ZM179 250H182V248L179 249ZM223 250H225V249H223ZM226 250H227V248H226ZM229 250H230V249H229ZM36 251H37V250H36ZM90 251H91V250H90ZM149 251H150V250H149ZM208 251H209V250H208ZM94 252H95V251H94ZM94 252H93V253H94ZM184 252H185V251H183V253H182L183 255H184ZM2 253H3V252H2ZM111 253H112V252H111ZM172 253H173V254H172ZM178 253H180V252L178 251L177 254H178ZM193 253H194V252H193ZM202 253H203V251H202ZM207 253H208V252H207ZM26 254H27V253H26ZM152 254H153V253H152ZM205 254H206V252H205ZM217 254H218V253H217ZM23 255H25V254H23ZM84 255H85V254H84ZM155 255H157V253H156ZM185 255H187V254H185ZM194 255H195V254H194ZM199 255H200V254H199ZM226 255H228V254H226ZM25 256H26V255H25ZM157 256H158V255H157ZM197 256H198V255H197ZM208 256H209V255H208ZM26 257H27V256H26ZM38 257H39V256H38ZM111 257H112V256H111ZM160 257H161V256H160ZM174 257H175V255H174ZM176 257H177V256H176ZM179 257H180V256H179ZM219 257H220V256H219ZM97 258H98V257H97ZM97 258H96V259H97ZM156 258H158V257H156ZM162 258H161V259H162ZM172 258H173V257H172ZM181 258H184V257L181 256ZM197 258H198V257H197ZM89 259H91V258H89ZM143 259H144V258H143ZM161 259H160V260H161ZM167 259H165V262L168 261ZM205 259H206V258H205ZM205 259H204V260H205ZM235 259H236V258H235ZM160 260L157 261V259H156L157 264H162V263H163L164 260L162 259V263H161ZM173 260L176 261L174 258H173ZM185 260H186V259H185ZM204 260H203V261H204ZM239 260H240V259H239ZM156 261H155V262H156ZM203 261H202V262H203ZM91 262H92V261H91ZM94 262H95V261H94ZM165 262H164V263H165ZM171 262H172V260H171ZM198 262H199V260H198ZM41 263H42V262H41ZM164 263H163V264H164ZM166 263H167V262H166ZM196 263H197V262H196ZM213 263H214V262H213ZM5 264H6V262H5ZM12 264H13V263H12ZM87 264H88V262H87ZM92 264H93V262H92ZM173 264H174V263H173ZM175 264H178V263H175ZM181 264H182V263H181ZM183 264H184V263H183ZM216 264H217V263H216Z\"/></svg>", "mask_w": 264, "mask_h": 264}]
</instances>
